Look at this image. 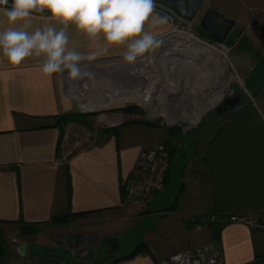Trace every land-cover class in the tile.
Returning <instances> with one entry per match:
<instances>
[{
    "label": "crops",
    "instance_id": "0c3cea01",
    "mask_svg": "<svg viewBox=\"0 0 264 264\" xmlns=\"http://www.w3.org/2000/svg\"><path fill=\"white\" fill-rule=\"evenodd\" d=\"M205 2L207 10L233 18L232 33L246 39L247 48L240 49L235 62L249 85L250 104L227 116L202 164L183 172L184 188H167L146 212L125 202V185L140 169L143 154L158 143V135L129 124L76 152H64L68 137L55 123L72 104L60 89V73L43 74L42 57L13 65L0 53V225L46 227L57 224L54 217L85 213L89 225L110 239L107 243L117 239L113 253L133 235L131 247L148 244V251L115 264H161L183 245L206 244L207 236L221 248L220 264H264V232L235 222L223 224L215 234L207 221L215 212L264 211V0ZM46 25L62 27L50 14L33 13L28 31ZM6 27L0 24V30ZM170 28L167 21L151 31L160 37ZM67 34L68 48L86 55L113 57L125 50L104 52L102 39L90 41L73 25ZM166 196L179 200L168 216L153 217L161 210L154 204Z\"/></svg>",
    "mask_w": 264,
    "mask_h": 264
},
{
    "label": "rangeland",
    "instance_id": "374dc122",
    "mask_svg": "<svg viewBox=\"0 0 264 264\" xmlns=\"http://www.w3.org/2000/svg\"><path fill=\"white\" fill-rule=\"evenodd\" d=\"M174 2L175 0H154L155 12L168 17L171 28L167 32L170 34L157 37L160 41L159 48L156 47L137 60V63L146 62L152 59L155 53L151 67L144 70L145 67L142 68L141 64L139 67L128 65L123 61L122 55H119L81 62V66L87 68L86 84L79 81L80 79L73 80L67 72L60 73L59 78L60 89L72 104V110L68 113L73 115L68 121L61 118L57 120L61 124L63 135L66 133L68 137L64 142V152H67L66 149L72 153L76 152L94 144L103 134L129 124L139 125L158 135V143L148 148L150 156L159 146L168 147L170 159L164 189L150 193L149 200L142 205L127 199L125 189V202L145 212L149 210L153 200L157 199L159 194L161 196V192L167 188L172 191L184 188V182L181 180L183 172L195 164H202L200 159H203L208 146L219 134L230 114L224 109V101L236 94L250 101L248 98L251 96L245 75L239 71L235 62V56L240 49L247 48L245 37L231 32L225 42L214 41L201 26L204 14L209 11L205 0L192 23L185 22L178 16L173 8ZM43 14L49 13L44 11ZM177 32L191 33L194 36L193 42L208 49L212 58L208 59L202 55L189 64L188 60L192 59L189 55L167 54L173 48L169 40L175 39ZM173 57L178 59L174 60ZM179 59L180 62H177ZM216 78L227 87L222 99L205 111L199 121L192 123L190 114L204 106L207 99L205 95L212 94L217 87L213 83ZM78 82L82 85V94L97 102L102 101L96 106V110L81 109L78 100L69 92L71 87L73 90L79 86ZM154 85L156 92L153 104L158 107L159 113L157 110H149L135 95H125L119 102H109L107 98L113 92L123 95L145 91ZM173 149L177 150L174 155ZM143 164L146 165L144 162ZM143 169L146 168L143 166ZM139 170L130 181H134L133 178L137 175L146 173V170ZM169 175L172 176L170 184L167 182ZM178 200V197L176 200L162 197L161 201L153 206L161 209L153 217L168 216V211L175 207ZM260 213L241 215L251 218ZM89 223L87 216H71L62 223L40 226L27 232L16 225H0V264H112L116 258L130 253V248L137 247H131L130 242L136 238L133 235L122 241L118 251L113 253L115 247L107 243L104 236ZM207 243H213L210 236H207ZM192 246L194 245H183L176 251ZM104 249L107 252L102 253Z\"/></svg>",
    "mask_w": 264,
    "mask_h": 264
},
{
    "label": "clouds",
    "instance_id": "9594fccd",
    "mask_svg": "<svg viewBox=\"0 0 264 264\" xmlns=\"http://www.w3.org/2000/svg\"><path fill=\"white\" fill-rule=\"evenodd\" d=\"M47 11L62 27L44 26L29 32L33 13ZM0 14L8 27L0 30V53L13 65L28 57L43 58L46 76L67 72L72 79L83 72L81 62L93 61L97 52L84 54L69 49L67 29L73 25L90 41L103 40V51L124 46L123 61L132 65L159 46L151 29L167 23L155 12L154 0H0ZM19 22V27H15Z\"/></svg>",
    "mask_w": 264,
    "mask_h": 264
},
{
    "label": "built area",
    "instance_id": "2783aa9c",
    "mask_svg": "<svg viewBox=\"0 0 264 264\" xmlns=\"http://www.w3.org/2000/svg\"><path fill=\"white\" fill-rule=\"evenodd\" d=\"M170 34V33H167ZM166 36V35H164ZM221 43V42H220ZM170 152L168 147L159 146L154 149L151 156L149 150L143 154V166L139 172L146 170L145 174L136 176L134 181H129L125 185L127 191V199H131L137 204H144L149 199L150 193L162 190L166 182V170L169 165ZM210 223L220 222L222 225L227 223H245L253 230L264 231V211L256 217H244L241 214H224L219 217L217 214L207 215ZM222 260V252L219 245L207 243L197 247L183 248L173 253L168 259L161 264H220Z\"/></svg>",
    "mask_w": 264,
    "mask_h": 264
},
{
    "label": "bare ground",
    "instance_id": "6f19581e",
    "mask_svg": "<svg viewBox=\"0 0 264 264\" xmlns=\"http://www.w3.org/2000/svg\"><path fill=\"white\" fill-rule=\"evenodd\" d=\"M175 39L172 38L169 40V42H171L170 44L173 45L171 48V52L167 53V54H173L174 56H183V55H189L190 58H192L191 60H188L189 64L194 63V60L196 57L199 56H206L208 57V59H211L212 56L209 53V50L206 48H203L199 45H197L196 43L193 42L192 37L194 38V36L189 33V32H177L174 35ZM167 42V41H166ZM168 42V44H169ZM169 46V45H168ZM160 46H158L157 48H159ZM154 55L152 59L147 60L146 62L143 63H135L132 65H135L136 67H139V65H142V68L145 67L144 70H146V68H149L152 66V64L154 63ZM172 56V55H171ZM168 58V57H166ZM174 60L178 59L176 58H172ZM182 59V58H181ZM177 62H180V60ZM185 61V60H184ZM176 62V63H177ZM182 62V61H181ZM133 67V66H131ZM82 71L87 73V68L82 67ZM135 70V68L133 69ZM224 71V70H222ZM86 75H83L82 77L78 78L80 79L79 81H82L84 84L87 83V79ZM78 79H73L75 81H78ZM74 83V82H73ZM80 82H78L79 84ZM214 85H216V89L213 91L212 94L209 95H205L206 96V102H204V106L200 107L199 109H196V111H194L192 114H190V118L192 120V123H196L197 121H199V119L201 118V116L203 115V113H205V111H207L209 108L215 106L223 97L225 89L227 88L225 86V83L221 82L219 79H215L214 80ZM82 85L79 84V86H77V88L72 90V87L69 89V92L71 93L72 96H74L79 103V107L83 110L86 111H90V110H96V106L100 105L102 103L101 102H97L96 100L82 94L81 91ZM155 92H156V86L154 85L153 87L149 88L148 90H142V91H136L133 93H128V94H123L121 95L120 92L116 93L113 92L112 94L108 95V101L109 102H119L121 99H123L122 97H124L125 95H135L140 101H142L145 105H147L149 110L152 111H156L158 112V107L154 106V96H155ZM106 96V95H105ZM104 102V101H103ZM159 113V112H158ZM157 113V115H158Z\"/></svg>",
    "mask_w": 264,
    "mask_h": 264
},
{
    "label": "water",
    "instance_id": "95a60500",
    "mask_svg": "<svg viewBox=\"0 0 264 264\" xmlns=\"http://www.w3.org/2000/svg\"><path fill=\"white\" fill-rule=\"evenodd\" d=\"M203 3L204 0H175L173 8L181 19L192 23L196 19ZM9 4H11V0H9ZM235 24L236 21L233 18L215 10L207 11L201 20V26L208 32L210 39L221 43L226 41ZM249 104V100H245L243 96L236 94L234 97H229L224 101V106L229 105V110L227 108L224 109L230 113H235ZM142 166L143 161L139 164L140 168Z\"/></svg>",
    "mask_w": 264,
    "mask_h": 264
},
{
    "label": "trees",
    "instance_id": "16d2710c",
    "mask_svg": "<svg viewBox=\"0 0 264 264\" xmlns=\"http://www.w3.org/2000/svg\"><path fill=\"white\" fill-rule=\"evenodd\" d=\"M72 114H69V113H65V114H62V115H59L57 116V120L58 118L62 119V120H70L72 118ZM56 126H59L61 128V124H59L58 122L55 123ZM112 132L115 131V130H111ZM110 131V132H111ZM214 214H217L219 217H221L222 215L226 214V213H214ZM85 213H79V214H68V215H64V216H58V217H54L53 218V222L55 223H62L65 219H67L68 217H71V216H84ZM212 226H213V230L216 234V232L221 229L222 227V224L220 222H215V223H211ZM21 229L24 231V232H27L28 230L30 231H33L36 229V227L34 225H21ZM107 241H110V239L108 238ZM149 250V247L147 244L145 243H140L137 245V247L135 249H133L130 253H128L127 255L125 256H121V257H118L116 258L112 264H115L119 261H122V260H127V259H131L133 257H135L137 254H139L140 252H143V251H148ZM44 256V255H43Z\"/></svg>",
    "mask_w": 264,
    "mask_h": 264
},
{
    "label": "flooded vegetation",
    "instance_id": "af4514ba",
    "mask_svg": "<svg viewBox=\"0 0 264 264\" xmlns=\"http://www.w3.org/2000/svg\"><path fill=\"white\" fill-rule=\"evenodd\" d=\"M225 108H227V109L229 110V105L225 106ZM228 110H227V112H229ZM110 245H111V246H114V247H117V246H118V243H117V241H112V242L110 243Z\"/></svg>",
    "mask_w": 264,
    "mask_h": 264
}]
</instances>
